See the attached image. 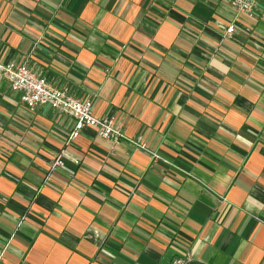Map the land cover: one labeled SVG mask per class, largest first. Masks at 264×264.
I'll list each match as a JSON object with an SVG mask.
<instances>
[{
	"label": "crops",
	"instance_id": "obj_1",
	"mask_svg": "<svg viewBox=\"0 0 264 264\" xmlns=\"http://www.w3.org/2000/svg\"><path fill=\"white\" fill-rule=\"evenodd\" d=\"M0 61L145 147L0 85V264H264V0H0Z\"/></svg>",
	"mask_w": 264,
	"mask_h": 264
},
{
	"label": "built area",
	"instance_id": "obj_2",
	"mask_svg": "<svg viewBox=\"0 0 264 264\" xmlns=\"http://www.w3.org/2000/svg\"><path fill=\"white\" fill-rule=\"evenodd\" d=\"M262 0H228V4L235 11L251 14L253 9ZM227 34L233 32V25L227 28ZM8 86L12 93L19 95L20 102L31 112L38 108L48 107L50 110L61 113L73 121V128L68 136L69 140L76 139L85 127L94 129L101 139L111 145H118L124 141L145 150L137 139H128L121 129L110 118L95 117L92 113L91 99L79 100L74 98L67 89L56 88L51 85L42 72L30 68L26 64L15 62L3 63L0 61V85ZM78 164V160H73ZM53 165L60 166L61 161L55 159ZM172 264H186L177 259Z\"/></svg>",
	"mask_w": 264,
	"mask_h": 264
},
{
	"label": "trees",
	"instance_id": "obj_3",
	"mask_svg": "<svg viewBox=\"0 0 264 264\" xmlns=\"http://www.w3.org/2000/svg\"><path fill=\"white\" fill-rule=\"evenodd\" d=\"M190 264H201V263L193 262V263H190Z\"/></svg>",
	"mask_w": 264,
	"mask_h": 264
}]
</instances>
